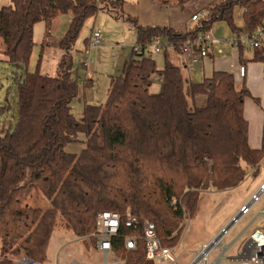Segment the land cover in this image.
<instances>
[{
	"label": "trees",
	"instance_id": "obj_1",
	"mask_svg": "<svg viewBox=\"0 0 264 264\" xmlns=\"http://www.w3.org/2000/svg\"><path fill=\"white\" fill-rule=\"evenodd\" d=\"M168 1L181 13L205 15L191 28L174 29L138 25L123 14L122 0H9L0 7L3 62L23 70L14 79L16 123L0 133V264H13L20 256L44 264L58 220L83 238L93 233L95 218L104 211L121 218L129 213L140 226L152 223L160 245L174 248L184 220L196 212L200 192L236 188L244 180V165L256 176L264 159V124L260 148L250 149L243 116L248 91L237 89L234 77L224 72L189 83L166 49L161 70L144 53L133 54L111 77L105 102L86 104L79 118L73 116L78 84L71 50L84 22L100 11L131 23L142 48L160 38L177 54L186 40L209 32L215 22H225L235 37L264 24V0H210L201 9L195 7L199 0ZM237 12L242 28L234 23ZM67 13L71 19L57 43L62 54L55 75L41 72L44 48L51 47L48 32L34 70L27 72L34 25L47 27ZM253 52L251 61L264 62V47ZM156 73L162 77L161 91L151 94ZM9 111L5 99L0 115ZM77 143L84 147L79 153L65 151ZM34 190L47 208L25 205ZM134 235L140 231L122 226L111 240L113 253L124 264H152L141 240L134 251L124 249V238Z\"/></svg>",
	"mask_w": 264,
	"mask_h": 264
},
{
	"label": "crops",
	"instance_id": "obj_2",
	"mask_svg": "<svg viewBox=\"0 0 264 264\" xmlns=\"http://www.w3.org/2000/svg\"><path fill=\"white\" fill-rule=\"evenodd\" d=\"M122 1L123 14L126 17L135 20L138 25H141L143 27L156 26L175 29L180 27L191 28V26H193L194 24L188 22L189 18L191 17L190 14L181 13L173 1ZM209 1L210 0H199L195 7L201 9ZM8 4L9 3L4 4V6ZM98 16H96V18ZM108 16V18L112 17L110 14H108ZM111 20L113 21L110 25H112V23H115L113 26H117L116 24L120 20L121 22L125 23V26H127V24L129 26H132L134 30V26L131 23L124 21L123 19ZM234 23L236 27L242 28L243 23L240 18V12L236 13L234 17ZM100 34L102 36L101 46H103L104 42L107 39V36L105 35V33H102V31L100 32ZM132 34H134L133 40L129 42L126 46H123L124 54L122 58L115 63V65L113 64V67H110V65L106 63L104 71L97 68L98 63L96 64V66H92L91 64L89 67V71L91 73L89 79H86V74L84 76L83 84L81 83V80L74 79L78 84V91L76 97L78 98V101H82L83 107L86 104L101 105L104 103H99L97 96H100L102 94V90H104V93L107 94L111 77L116 76V73L121 71L124 62L131 58V46L133 43H135L136 37L135 30L132 32ZM209 34L213 38L221 41V43L217 47V49H220L221 52H219L218 50H212V52L209 53L207 57L202 60L200 66L190 69L187 65L183 63L180 54L174 53L170 49L165 50L167 56L169 57V60L172 64L180 68L182 77L189 83H200L203 79L210 78L215 72H224L231 74L234 77L235 87L237 89L243 87L248 91L249 97L245 98L243 103V116L247 122L248 127V146L252 150L259 149L261 144L262 128L264 124V62L251 61L254 56V52L252 49L244 47L240 52L233 47V45L230 43V39L233 35L225 22L213 23L209 30ZM112 43L115 42L113 41ZM152 53L153 50L150 51L151 55ZM158 55L164 56L163 52ZM148 58H151L153 61L155 60V58H153L152 56H149ZM156 60L158 59L156 58ZM162 66H160L158 70H161ZM240 67H244L246 70L244 77H241L239 75L238 70ZM99 71L104 72L103 74H100ZM94 75L95 78L93 77ZM99 78L101 79V89H99V91L97 92H94L93 85L97 82V79ZM154 88L155 89L151 90L150 85L149 92L151 94H158L161 91V86L156 85ZM74 99L71 103V112L72 107L74 108ZM76 115L78 118L80 117L78 110L76 112ZM6 118H4L2 124L0 125V133H4L8 129L12 128V121H10L9 119L7 120ZM7 121L8 125L6 126ZM83 148V145L80 143L70 144L66 146L65 151L69 154H75L79 153ZM262 164H264V159L257 167V174L255 176L256 183L254 184V187L252 188V191L249 193V195L245 199H235V201L229 203L230 208L227 210L228 214L220 215L219 218L213 224L212 198H219V196H221L224 199L225 197L230 196V193L228 192H231L233 189L224 191L208 189L199 193V200L196 212L191 218L185 220V226L182 231V234L180 235L177 245L173 248L172 256L174 258V262L171 264H190L191 261L198 255V253L217 234H219L220 231L227 224L230 223L231 219L238 214L239 209L249 201L251 196L255 194L259 190V187L264 183V170L262 172L259 171V168ZM225 193H227L226 196L224 195ZM261 211L258 213L257 216L260 215ZM231 229H229L227 233L221 238L220 254L215 257L212 261L213 249L210 250L202 257V264H218L219 262L220 264H223L227 260L228 261L224 264H238L239 256L242 252L244 245V241L242 239L243 231L231 236L227 244L222 243L223 238L229 235ZM68 232L69 241H66L63 237L54 240H52V237L50 238L46 251V262L48 258V260H50V264H89L88 259L86 258L88 257L94 262H92V264H104V259L107 260L108 264H112L114 262H116L117 264H124L123 260L117 257L114 253L103 256L96 249L95 243L92 239H87V237L77 238L70 231ZM78 242L82 243V248H79L74 245ZM73 246L74 248H71ZM221 257L223 258L221 259ZM95 260H97V263H95ZM46 262L44 264H46Z\"/></svg>",
	"mask_w": 264,
	"mask_h": 264
},
{
	"label": "rangeland",
	"instance_id": "obj_3",
	"mask_svg": "<svg viewBox=\"0 0 264 264\" xmlns=\"http://www.w3.org/2000/svg\"><path fill=\"white\" fill-rule=\"evenodd\" d=\"M7 3H9V0H0V7H2V4L4 6V4H7ZM104 14L108 16V13L100 11L96 14V16H98L97 18L96 16H94L93 18H90L84 22L80 30V33L74 43V46L72 47V50H71L72 58H73L72 78L75 80L76 79L81 80L82 84L84 83V76L86 73V71L82 67L83 61L85 59L84 52L87 47V42L90 39L92 31L101 30L102 33H105V35L107 36L106 37L107 39L104 42L103 46L100 45L99 47H93L88 51L89 58L92 62L91 63L92 66L93 65L96 66V64L98 63L97 68L104 70V71H105L106 63H108L110 67H113L115 63L122 58L124 54L123 46H126L129 42L133 40L134 34H132V32L134 30L132 26H129L128 24L127 26H125V23L121 22L120 20L117 22L116 24L117 26H113L115 23H112V25H110L111 22L113 21L111 19H115V17H113L112 14H110L112 17L108 18L110 16L107 17ZM70 19H71V16L70 14L67 13V14H62L56 17L54 20L50 22L49 26L47 27H46V24L43 22H39L34 25L33 42L35 43V47L32 51V54L30 56L29 62L26 67L27 72H31L34 70L35 65H36L35 63L37 61L39 45L44 39V35H45L44 33L48 32L50 34L49 40L51 43V47L44 48V54L42 56L41 72L42 74L49 75V76L55 75L57 63H58L60 55L62 54V51H60L57 48V43L67 31ZM113 41L115 43H112ZM134 45H136V43H133L131 48ZM150 49L152 50V48L150 47H145V51H144L145 57L152 56L153 58H155L154 61L156 63V68L158 69L160 68V66H162L163 56H160L158 54L156 55L153 53L151 55ZM156 58L158 60H156ZM103 72L99 71L100 74H103ZM22 73H23V70L16 69L6 64L5 62H3V57L0 53V107L4 106L5 99H7V102L10 107V111L8 112V114L4 113L0 115V125L2 124L6 116H7L6 118L7 120L9 119L10 121H12V124H11L12 127L16 123L17 98H16V84L14 83V79L16 77L17 78L21 77ZM119 73L120 71L116 73V76L119 75ZM93 77L95 78V75ZM161 79H162L161 74H158V73L154 74L151 77L150 79L151 90L155 89L154 87L156 85L162 86ZM100 81H101L100 78L97 79V82L93 85L94 92H97L99 91V89H101ZM106 97H107V94H105L104 90H102V94L100 96L99 95L97 96L98 102L99 103L105 102ZM95 99H96V95H95ZM73 106L74 108L72 107V114L76 118H78L76 115V112L78 110L81 116L82 110H83L82 101H78V98L76 97L73 101ZM11 116H12V120H11ZM7 125H8V121L6 122V126ZM244 167H245L244 180L238 185V187H236L235 189L233 188L231 192H228L230 193L229 194L230 196L225 197L224 199L221 196H219V198L217 197L212 198V224L219 218L220 215L228 214L227 210L230 208L229 203H231L232 201H235V199H245L249 195V193L252 191V188L254 187V184L256 183V179H255L256 177L253 176V169L251 167H248L245 165ZM263 170H264V164H262L259 168V171L262 172ZM226 194L227 193H225L224 195L226 196ZM25 205L39 207V208H47L48 203L37 190H34L31 193L30 197L27 199ZM263 207H264V197L253 207L249 216L242 218L231 229V231L229 232V235L223 238L222 243L227 244L231 236L243 231V229H245V227L248 225L249 221H251L254 217H256ZM57 222H58V225L56 226V228L54 229L51 235L52 240L63 237L65 238L66 241H69V236H68L69 232L64 229V227L61 225L59 220ZM262 223H264V217L259 216L254 227H260ZM250 232L251 230H247L246 232H244L242 239L246 240ZM74 245H76L79 248H82L81 242L75 243ZM71 248H74V246ZM220 252H221L220 247H217L212 250V261L215 257H217L220 254ZM86 258L88 259L89 264H92L93 261L90 260L88 257ZM95 263H97V260H95ZM46 264H50V260H48V258H47ZM152 264H156V263H152Z\"/></svg>",
	"mask_w": 264,
	"mask_h": 264
},
{
	"label": "built area",
	"instance_id": "obj_4",
	"mask_svg": "<svg viewBox=\"0 0 264 264\" xmlns=\"http://www.w3.org/2000/svg\"><path fill=\"white\" fill-rule=\"evenodd\" d=\"M98 1V0H96ZM205 15L204 11H200L197 14L190 17L189 23H195L198 19ZM233 35V34H232ZM221 41L213 38L209 32L199 35L193 40H186L180 49V56L183 63L190 69L200 66L202 60L207 57L212 50L217 49ZM230 43L234 48L238 50V46L248 49H260L264 47V24L256 29L252 33H239L237 37L234 35L230 39ZM102 44V36L99 31H92L90 39L87 42L85 49V59L82 67L86 71V78L91 76L89 67L91 60L89 58L88 51L93 47H99ZM145 47H150L155 54H161L164 49L172 50L166 41L156 38L146 44ZM132 55L144 53L145 49L141 45L136 44L131 48ZM239 75L244 77L246 70L244 67H240ZM264 196V183L259 187V190L251 196L249 201L245 203L240 209L236 216L230 221V229L235 226L242 218L250 215L253 207L260 201ZM259 216L264 217V207ZM254 217L248 225L243 229V233L247 230H251L248 238L244 241L242 252L239 256L238 264H264V223L260 227H254L258 217ZM185 224V220H184ZM122 226L126 229L132 230L134 233L138 230L140 235H134L124 238V249L126 251H134L136 249L137 242L142 241L144 246L145 260L156 264H171L174 262L172 256L173 248H164L160 245L154 225L148 221H143L141 226L138 224L137 219L131 214L127 213L124 218L116 212L104 211L99 213L95 218L94 231L87 239H92L95 243L96 249L103 255L112 254L111 240L116 237ZM228 231V230H227ZM224 232V235L227 233ZM220 240L216 243L220 246ZM223 257H221L222 259ZM202 259V258H201ZM13 264H42L34 261L28 257L20 256L19 258L12 261ZM104 264H108L107 260L104 259ZM112 264H117L116 262ZM220 264V262L218 263Z\"/></svg>",
	"mask_w": 264,
	"mask_h": 264
},
{
	"label": "water",
	"instance_id": "obj_5",
	"mask_svg": "<svg viewBox=\"0 0 264 264\" xmlns=\"http://www.w3.org/2000/svg\"><path fill=\"white\" fill-rule=\"evenodd\" d=\"M231 227L230 223L227 224L221 231L219 234H217L199 253L198 255L191 261L190 264H202L203 260L201 259L204 254H206L207 252H209L212 249H215L217 247H220L219 245H217L216 243L218 242V240H220L222 238V236L224 235V232H226L227 230H229Z\"/></svg>",
	"mask_w": 264,
	"mask_h": 264
},
{
	"label": "bare ground",
	"instance_id": "obj_6",
	"mask_svg": "<svg viewBox=\"0 0 264 264\" xmlns=\"http://www.w3.org/2000/svg\"><path fill=\"white\" fill-rule=\"evenodd\" d=\"M142 259V258H141Z\"/></svg>",
	"mask_w": 264,
	"mask_h": 264
}]
</instances>
